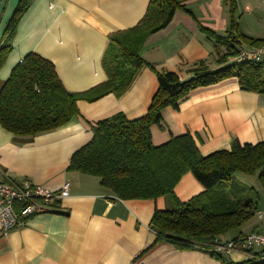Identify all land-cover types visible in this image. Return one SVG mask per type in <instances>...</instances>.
<instances>
[{"label":"crops","instance_id":"crops-1","mask_svg":"<svg viewBox=\"0 0 264 264\" xmlns=\"http://www.w3.org/2000/svg\"><path fill=\"white\" fill-rule=\"evenodd\" d=\"M19 2L0 0V46ZM150 2L34 0L19 22L13 51L0 71V84L30 53L51 61L69 92H85L104 83L108 77L102 60L109 36L139 24ZM236 2L239 31L264 40V0ZM185 5L202 26L221 35L228 30L230 13L224 0H189ZM257 47L242 43L238 49ZM225 52L190 14L177 10L164 29L148 37L140 52L155 71L144 67L123 95L109 94L95 102L80 100V116L26 143L16 141L0 125V168L7 181L30 180L54 191L70 184L68 197L58 203L61 210L31 217L25 225L0 235V264H222L217 255L234 263L247 260L238 251L180 250L156 242L151 220L156 210L172 207L167 197L121 200L99 178L68 169L73 154L93 139L92 126L97 122L119 113L129 120L147 114L159 87L156 71L175 72L188 79V69L203 60L212 71L221 69L217 59ZM150 133L154 147L190 135L203 156L230 150L235 140L253 145L264 142V95L242 91L236 77L227 78L193 90L178 110H163L160 124L153 125ZM257 184L264 193L258 180ZM203 191L190 173L174 190L182 203ZM240 234L247 233L231 232L219 241L229 242Z\"/></svg>","mask_w":264,"mask_h":264},{"label":"trees","instance_id":"trees-1","mask_svg":"<svg viewBox=\"0 0 264 264\" xmlns=\"http://www.w3.org/2000/svg\"><path fill=\"white\" fill-rule=\"evenodd\" d=\"M33 1L20 0L6 26L0 46V71L13 51L19 22ZM187 1L151 0L139 24L110 35L102 60L108 79L88 91L69 92L51 61L36 53L28 54L0 84V125L16 141L26 143L80 116V100L95 102L109 94L123 95L144 67L155 71L140 56L148 37L164 29L177 10L190 14L216 46L226 48L217 59L222 68L212 71L203 60L188 69V79L175 72L156 71L159 87L147 114L129 120L119 113L97 122L92 126L93 139L73 154L68 169L99 178L101 185L121 200L167 197L172 207L156 210L151 220L156 242H167L180 250H208L219 238L240 229L259 212L253 198L255 189L237 182L235 174L256 177L264 190V142L253 145L235 140L230 150L203 156L190 135L174 137L154 147L150 128L160 124L166 108L178 110L180 102L193 90L227 78L236 77L242 91L264 95V63L229 64L242 43L264 46V40L249 38L239 31L236 0H224L230 13V25L224 35L202 26L187 9ZM188 173L204 191L182 203L174 190ZM239 237L241 234L233 240ZM217 258L222 264H264L256 260L234 263L221 255Z\"/></svg>","mask_w":264,"mask_h":264},{"label":"built area","instance_id":"built-area-1","mask_svg":"<svg viewBox=\"0 0 264 264\" xmlns=\"http://www.w3.org/2000/svg\"><path fill=\"white\" fill-rule=\"evenodd\" d=\"M235 64L264 63V46L241 49L232 58ZM0 168V235L21 227L34 216L61 210L59 204L68 197L70 184L66 182L59 191L34 184L30 180L7 181ZM262 218V214H259ZM207 251L218 254L241 252L247 260L264 263V231H253L229 242L216 241Z\"/></svg>","mask_w":264,"mask_h":264},{"label":"rangeland","instance_id":"rangeland-1","mask_svg":"<svg viewBox=\"0 0 264 264\" xmlns=\"http://www.w3.org/2000/svg\"><path fill=\"white\" fill-rule=\"evenodd\" d=\"M237 17L238 18L240 17L238 11H237ZM235 179L240 184L245 185L249 188L255 189V192H253V198L258 202L259 212L249 222L245 223L240 229L232 232V234H236V233H240V232L248 234L256 227L261 229V230H264V193L258 187L257 178L252 177V176H248V175H244L242 173H236ZM259 214H262L263 219H261V220L259 219V217H258Z\"/></svg>","mask_w":264,"mask_h":264}]
</instances>
